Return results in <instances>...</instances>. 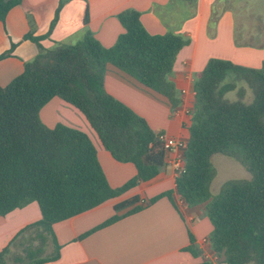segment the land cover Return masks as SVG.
<instances>
[{"label": "trees", "instance_id": "1", "mask_svg": "<svg viewBox=\"0 0 264 264\" xmlns=\"http://www.w3.org/2000/svg\"><path fill=\"white\" fill-rule=\"evenodd\" d=\"M22 2L0 0V21L5 23L9 12ZM65 3L60 1L47 35L25 36L37 45V57L26 63L11 83L0 85V216L36 202L42 214L38 225L52 234L54 224L93 210L157 177L165 165L164 155L154 152L158 135L143 117L106 91L105 75L113 65L170 98L168 76L187 43L173 33L151 35L140 12L128 10L119 15L125 32L111 48L103 47L87 31L75 44L57 43L53 49H45L41 41L51 36ZM219 17L215 14L211 25ZM84 23H89L88 10ZM15 47L13 44L0 60L10 56ZM240 80L253 91L251 104L227 97ZM55 97L78 109L117 161L136 166V176L119 188L111 187L87 133L63 124L47 127L40 112ZM189 133L177 191L190 206L207 203L213 226L210 240L217 255L216 263L199 264H264V63L253 69L211 59L195 83ZM238 148L243 152L240 162L251 179L213 195L212 157L222 154L235 158L234 149ZM138 202L136 198L125 205L124 209H129L125 215L116 214L93 231L138 212ZM6 251L0 253V264H4ZM189 251L198 255L192 248Z\"/></svg>", "mask_w": 264, "mask_h": 264}, {"label": "crops", "instance_id": "2", "mask_svg": "<svg viewBox=\"0 0 264 264\" xmlns=\"http://www.w3.org/2000/svg\"><path fill=\"white\" fill-rule=\"evenodd\" d=\"M60 1L23 0L9 12L5 23L0 21V56L16 44L12 54L0 60L1 86L11 83L24 71L25 64L37 57V45L25 36L47 35ZM86 10L88 25L84 23ZM128 10L140 12L141 22L151 35L173 33L187 43L168 76L170 98L113 65L108 66L105 89L143 117L158 136L165 134L188 144L195 83L208 62L216 58L247 68L262 67L264 0H66L51 36L41 44L45 49H53L57 43L75 44L90 31L103 47L111 48L125 32L119 15ZM215 14L220 17L213 26ZM237 28L241 29L240 38ZM40 118L49 128L63 124L87 133L111 187L119 188L136 176V166L117 161L103 147L85 116L59 97L43 107ZM154 152L165 157L157 177L93 210L54 224L53 234L38 225L42 214L36 202L0 216V253L7 250L4 264L216 263L207 203L190 206L177 191L181 151H167L158 141ZM216 157L232 158L222 154L212 158ZM136 198L141 210L93 231L116 214L125 215L129 210L125 205ZM58 253V258L49 259Z\"/></svg>", "mask_w": 264, "mask_h": 264}, {"label": "rangeland", "instance_id": "3", "mask_svg": "<svg viewBox=\"0 0 264 264\" xmlns=\"http://www.w3.org/2000/svg\"><path fill=\"white\" fill-rule=\"evenodd\" d=\"M244 29L245 28H243V30ZM237 32V37L240 38L242 36L241 29L237 28ZM232 80L236 81L237 79L233 78ZM241 92H243V94H241ZM227 97L231 100H242L247 104H251L254 100L253 91L244 80H240V82L237 83L236 89L229 92ZM234 150L237 153L235 158L221 160L219 158L222 157H216L211 160L215 175L210 186V191L213 195L219 194L223 189L233 184L251 179V174L240 162L243 156L242 149L238 148Z\"/></svg>", "mask_w": 264, "mask_h": 264}, {"label": "built area", "instance_id": "4", "mask_svg": "<svg viewBox=\"0 0 264 264\" xmlns=\"http://www.w3.org/2000/svg\"><path fill=\"white\" fill-rule=\"evenodd\" d=\"M158 141L162 143L164 149L167 151H171V150L181 151L179 161L177 163V173L179 175V173L183 171L185 168L186 161L184 157V152L187 149V143H185L182 140L171 138L165 134H160L158 136Z\"/></svg>", "mask_w": 264, "mask_h": 264}]
</instances>
